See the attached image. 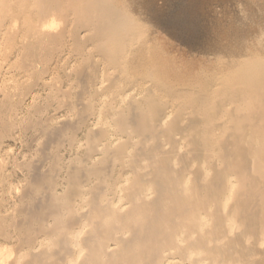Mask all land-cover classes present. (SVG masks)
Listing matches in <instances>:
<instances>
[{
	"label": "bare ground",
	"instance_id": "obj_1",
	"mask_svg": "<svg viewBox=\"0 0 264 264\" xmlns=\"http://www.w3.org/2000/svg\"><path fill=\"white\" fill-rule=\"evenodd\" d=\"M136 10L0 0V264H264V40L178 85Z\"/></svg>",
	"mask_w": 264,
	"mask_h": 264
},
{
	"label": "rangeland",
	"instance_id": "obj_2",
	"mask_svg": "<svg viewBox=\"0 0 264 264\" xmlns=\"http://www.w3.org/2000/svg\"><path fill=\"white\" fill-rule=\"evenodd\" d=\"M131 1V2H130ZM171 1V2H170ZM183 1V2H182ZM177 0L176 1V3H174L175 2V0H153L152 2H153V4H154V2L156 3H158V5L155 7V8H157V9H161L160 11L161 12H163V10H164V13H161V12H159V11H156V9H154V7H152V5H149V6H151L153 9H150L151 7H149L148 8V4H147V2H146V0H139V2H138V0H127V3L130 5V6H132V8H133V10L135 11L136 10V7H137V10H136V14L138 15V14H140V15H138L143 21H148V18H149V27L147 28L149 31H151V29H152V33H154V34H151L150 33V35H149V32H148V35L149 36H152L153 38H152V40H154V42H155V45H157V47L155 46L154 48H155V51L156 52H158V53H160V54H157V56L155 55H153V54H155V51L154 52H152V56H154V57H157V58H164V57H166V58H164L163 59V61L161 60V58L160 59H157V58H154V57H152V58H154V59H152V58H146V59H143V62H145L146 64L145 65H147V66H149V67H153L154 66V68L156 67L157 69L158 68H160L161 66L162 67H166L164 64H166L167 66H168V71H171V70H173V73H172V71L169 73V75H170V78L172 77V81H173V83H177V81H178V83L180 84H182V85H186V84H191V83H193V82H195L196 81V79H199L200 77H205V78H207V76H208V72H210V70L211 71H213V69L215 70L216 68H218L219 67V65L217 64V62L218 63H220L221 64V62H219V60H218V57H219V52H221V53H226V54H232V52H234V50L236 51L235 53L237 54V52H238V54H240L241 52L242 53H244L246 50H249V49H247V47H251L250 49H252L255 45H256V43H257V40H261V41H263L264 40V23H263V19H264V2L262 3V1L263 0H254L253 2H252V0ZM189 2L188 4H190V3H192V4H190L193 8H194V13H196L194 16L196 17V20H197V22H199V24L198 25H196L195 27L197 28V29H199V31L194 27V30L193 29H191V30H193V31H189L188 32V34H187V31H186V33L184 32V33H182L183 31H185V30H182L181 31V28H179V27H173V26H171L172 27V31H170L169 33H170V35H168L167 34V31H169V30H171L170 28V21H168L170 18H167V23H169V24H167L166 23V21H165V19L163 20V18H165V17H169V15L170 16H172L173 17V15H174V13H177V12H179V11H181L180 9L181 8H183L184 6H186V4H187V2ZM196 1V2H195ZM221 1V2H220ZM248 1V2H247ZM146 2V3H145ZM163 4H162V3ZM168 2V3H167ZM179 2H180V4H179ZM213 2V3H212ZM236 2V3H235ZM245 2H247L246 4H245ZM140 3V4H139ZM144 3V4H143ZM162 5H161V4ZM172 3V4H171ZM182 3V4H181ZM184 3V4H183ZM186 3V4H185ZM196 3H198V4H196ZM146 4V5H145ZM164 4H165V6H164ZM166 4H168L169 5V7L167 8V6H166ZM170 4H171V6H173V7H171L170 6ZM176 4V5H175ZM187 4V5H188ZM193 4H194V6H193ZM250 4V5H249ZM154 5H156V4H154ZM162 6V8H163V10H162V8H161V6ZM139 6V7H138ZM147 6V7H146ZM178 6V7H177ZM231 6V7H230ZM254 6V7H253ZM166 7V8H165ZM198 7H200V8H198ZM253 7V8H252ZM258 7V8H257ZM262 7V8H261ZM135 8V9H134ZM142 9V10H141ZM148 9V10H147ZM167 9V10H166ZM170 9V10H169ZM213 11V13L212 12H210L211 10ZM232 9V10H231ZM242 9H243V15L245 16V17H243V15H242ZM246 9V10H245ZM250 9V10H249ZM150 10V11H149ZM154 10H155V12H154ZM173 10L175 11V12H173ZM177 10V11H176ZM198 10V11H197ZM203 12H202V11ZM207 10V12H205ZM241 10V11H240ZM251 10L253 11L254 10V12H253V14H252V12H251ZM138 11V12H137ZM140 11V12H139ZM142 11V12H141ZM216 11V12H215ZM238 13H237V12ZM159 12V13H158ZM200 12V13H199ZM234 12V13H233ZM247 12H248V14H251V17H249V15H247ZM258 12V13H257ZM144 13V14H143ZM165 13H167V14H165ZM173 13V14H172ZM211 13V14H210ZM225 13H226V15H225ZM246 13V14H245ZM254 13H255V15H254ZM156 14V15H155ZM162 14V15H161ZM202 14L204 15V16H202ZM211 16H210V15ZM214 14H216V15H214ZM230 14V15H229ZM235 14V15H234ZM257 14V15H256ZM154 15L156 16V18H154ZM177 15V14H176ZM218 15V16H217ZM254 15V16H253ZM148 16V17H147ZM198 16H200V17H198ZM208 16V17H207ZM221 16H222V18H221ZM237 16H241L242 17V19L243 20H240V18L239 17H237ZM257 16V17H256ZM259 16V17H258ZM145 17H147V18H145ZM163 17V18H162ZM215 17V18H214ZM234 17V18H233ZM255 17V18H254ZM144 18V19H143ZM151 18V19H150ZM154 18V19H153ZM198 18H199V20H201V21H199L198 20ZM201 18H203V19H201ZM217 18L219 19V21L217 20ZM229 18V19H228ZM233 18V19H232ZM244 18H246V20H244ZM253 18V19H252ZM213 19V20H212ZM250 19V20H249ZM254 20V21H253ZM146 21V22H147ZM150 21H153V22H150ZM155 21V22H154ZM163 21V22H162ZM208 21V22H207ZM212 21V22H211ZM216 21H218L219 23H217V24H219V25H217L216 26ZM229 22V23H231L230 25H229V23H227V22ZM242 21H244V22H242ZM251 21H253V22H251ZM257 22V24H255L256 22ZM262 23H261V22ZM147 22V23H148ZM222 22V23H221ZM249 22H251V23H249ZM255 22V23H254ZM203 25H202V24ZM214 23V25H212ZM238 23H240L239 24V26H238ZM245 23V24H244ZM160 24H161V26H160ZM162 24H164L163 26H162ZM204 24H207V25H209V26H205L204 27ZM224 24V25H223ZM233 24V25H232ZM235 24V25H234ZM252 24H253V26H252ZM168 25V26H167ZM228 25H229V27H228ZM242 25V26H241ZM202 26V27H201ZM211 26H213V27H211ZM215 26L216 27H224L223 28V30H222V28H215ZM230 26H232V27H230ZM234 26V27H233ZM246 26V27H245ZM249 26H251V29H253L254 27L256 28V27H261V28H263L261 31H258L259 29L258 28H256L257 30L255 31V32H253L251 29H250V27ZM235 27H237L236 29H234ZM239 27V28H238ZM253 27V28H252ZM158 28V29H157ZM176 28V29H175ZM179 28V29H178ZM204 28V29H203ZM206 28V29H205ZM208 28V29H207ZM209 28H210V30H209ZM213 30H212V29ZM227 28L229 29L228 30V32L227 31H225V29L227 30ZM233 28V29H232ZM243 28H245L243 31H242V35L240 34V33H238L237 31H240L239 29H243ZM254 28V29H255ZM157 29V30H156ZM166 29V30H165ZM169 29V30H168ZM174 29V30H173ZM201 29H203V31L204 30H206V31H204L203 33H202V31H201ZM253 29V30H254ZM147 30V31H148ZM178 32H177V31ZM208 30V31H207ZM212 30V31H211ZM219 30V31H218ZM236 30V31H235ZM174 31V32H173ZM216 31H218V32H216ZM223 31V32H222ZM234 31V32H233ZM248 32V34H250V35H248L247 34V32ZM156 32H158V33H156ZM177 34H176V33ZM192 32V33H191ZM201 32V33H200ZM209 32V33H208ZM210 32L211 33H213V34H211V36H210ZM225 32V33H224ZM230 32H232V33H236L237 34V36H236V34L234 35V34H232V33H230ZM244 32H246L245 34H247V36H244V37H249V38H244L243 37V35H244ZM252 32V33H251ZM259 32H261L260 34H259ZM166 33V34H165ZM180 33V34H179ZM200 33V34H199ZM215 33H221L220 35H222V36H218V35H216ZM228 35H227V34ZM256 34L255 36H254V34ZM173 34V35H172ZM175 34V35H174ZM182 34V35H181ZM214 34L216 35V37L218 36V37H221V40L220 41H222V39H223V41H224V38H226L227 40L230 38V39H233L232 38V36L235 38V36L236 37H238L237 38V40H239V39H242L243 38V42H244V44L242 45V41H241V43H239L240 42V40H239V42L237 43L236 42V39H235V41H233L232 43H234L233 44V51H232V48H229V49H227V45L225 44V42H227V40L225 39V42H224V44L225 45H223V42L222 43H220L221 45H219L218 46V44H219V42L220 41H218L217 42V40L215 41L214 39H216V37H214V39H212L213 38V36H214ZM225 34H226V37H225ZM251 34H253V36L251 35ZM262 34V35H261ZM160 35V36H159ZM179 35V36H178ZM184 35H186V36H184ZM188 35H190V36H188ZM205 35H207V37H205ZM229 35H232V36H229ZM258 35H259V37H261V39L259 38L258 39ZM171 38H170V37ZM200 37V38H202L201 40H197L198 38H196V37ZM209 36V37H208ZM227 36H229V38L227 37ZM240 36V37H239ZM155 37V38H154ZM157 37H158V39H157ZM184 37H185V39H184ZM208 38V40L210 39V37H211V41L212 40H214L213 41V44H215L216 42V44L215 45H211L210 43H212L211 41L209 42L208 40H206L205 39V41L207 42V44H208V42H209V46L208 45H206V42H204V38ZM217 37V38H218ZM255 37V39H253ZM162 38V39H161ZM173 38H174V40H173ZM188 38V39H187ZM191 38H192V40H191ZM195 38V39H194ZM251 38V39H250ZM190 39V40H189ZM219 39V38H218ZM230 39H229V41H230ZM245 39V40H244ZM252 39H253V41H255L254 43H253V41H252ZM263 39V40H262ZM185 40V41H184ZM188 40V41H187ZM198 41V42H196V41ZM234 40V39H233ZM181 41V42H180ZM189 41H191V42H189ZM201 41V42H200ZM232 41V40H231ZM194 42V43H193ZM200 42V43H199ZM249 42L252 44V46H250L251 44H249ZM176 43V44H175ZM237 44V46H236V48L237 47H239L240 46V48H238V49H235V46L234 45H236ZM248 43V44H247ZM194 44V45H193ZM239 44V45H238ZM245 44H246V46H245ZM162 45V46H161ZM174 45V46H173ZM176 45V46H175ZM206 45V47L208 48H206V47H204ZM211 45V46H210ZM222 45H223V47H222ZM249 45V46H248ZM263 43H262V46L260 45V48L263 50ZM188 46V47H187ZM202 46V47H201ZM225 46V47H224ZM241 46H244V48H245V51H243L244 50V48H242ZM197 47V48H196ZM204 47V48H203ZM193 48V49H192ZM223 48V49H222ZM225 48V49H224ZM216 49H217V51H216ZM231 49V50H230ZM260 49V50H261ZM173 50V51H172ZM198 50V51H197ZM207 50H208V52H210V53H208L207 52ZM214 50V51H213ZM219 50H221V51H219ZM222 50H223V52H222ZM169 51V52H168ZM205 51V52H204ZM216 51V52H215ZM229 51H230V53H229ZM232 51V52H231ZM241 51V52H240ZM164 52H166V53H164ZM177 52V53H176ZM213 52H215V53H213ZM200 53V54H199ZM218 53V54H217ZM220 53V54H221ZM234 53V54H235ZM161 54H162V56H161ZM174 55V56H173ZM218 55V56H217ZM150 60V61H148V60ZM166 59H168V61H170V63H168V61L166 60ZM152 60V61H151ZM179 60V61H178ZM205 60V61H204ZM155 61V62H154ZM167 61V62H166ZM199 61V62H198ZM151 62V63H150ZM157 62V63H156ZM166 62V63H165ZM154 63V64H153ZM155 63H156V65H155ZM187 63V64H186ZM157 64L158 65H160V67L159 66H157ZM151 65V66H150ZM188 65V66H187ZM201 66V67H200ZM217 66V67H216ZM161 67V70L162 71H164L163 70V68ZM170 68H171V70H170ZM175 70H174V69ZM176 69H178V70H176ZM204 69V70H203ZM161 70H160V72H161ZM200 70V71H199ZM175 71V72H174ZM176 71H178V72H176ZM165 72V71H164ZM199 72V73H198ZM204 73V74H203ZM207 74V76H206V74ZM212 73V72H211ZM210 73V74H211ZM166 74V73H165ZM176 75V77H175V75ZM179 74V77L177 76ZM209 74V75H210ZM171 75H174V76H171ZM175 77V78H174ZM169 78V79H170ZM177 78V79H176ZM178 78H181V80H179ZM189 79H191V80H189ZM175 80H177V81H175ZM191 81V82H190ZM188 82V83H187ZM177 83V84H178ZM178 84V85H179Z\"/></svg>",
	"mask_w": 264,
	"mask_h": 264
}]
</instances>
